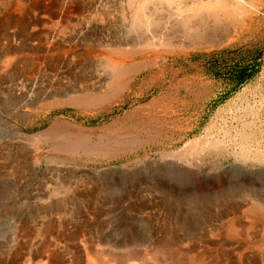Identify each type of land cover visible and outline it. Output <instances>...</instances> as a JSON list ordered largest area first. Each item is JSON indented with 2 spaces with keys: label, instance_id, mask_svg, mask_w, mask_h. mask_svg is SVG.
I'll return each instance as SVG.
<instances>
[{
  "label": "rangeland",
  "instance_id": "374dc122",
  "mask_svg": "<svg viewBox=\"0 0 264 264\" xmlns=\"http://www.w3.org/2000/svg\"><path fill=\"white\" fill-rule=\"evenodd\" d=\"M157 1L0 0V47L8 50V34L25 50L0 55V264L5 262L14 218L27 216L30 224L41 227L44 207L39 199L54 191L59 174L129 179L124 194L132 196L131 190L176 187L180 180L182 186L198 192L221 193L219 202L225 208L264 197V0H218V5L214 0ZM199 4L205 14L209 9L211 16L222 19L215 25L209 15L210 28L219 29L214 31L222 43L204 49H167L150 34L144 35L148 43L136 42L139 37L133 33L131 18L141 7L150 8L146 10L162 21H173L170 15L199 9ZM241 5L245 12H240ZM10 20L15 23H4ZM110 52L119 54V71L137 70L133 83L116 97L110 86L111 70L105 65ZM44 55L57 56L64 71L57 79L45 73L34 85L26 81L32 72L22 69V63L38 62ZM74 88L103 98V104L55 106ZM59 124L99 147L69 153L24 138ZM187 144L183 162L172 159ZM147 191L142 195L147 196ZM205 206L200 204L201 217H188L189 231L199 233L200 224L212 219ZM150 223L155 225L153 218ZM34 234V239L39 238Z\"/></svg>",
  "mask_w": 264,
  "mask_h": 264
},
{
  "label": "bare ground",
  "instance_id": "6f19581e",
  "mask_svg": "<svg viewBox=\"0 0 264 264\" xmlns=\"http://www.w3.org/2000/svg\"><path fill=\"white\" fill-rule=\"evenodd\" d=\"M146 1L148 2V0ZM200 1L211 3V0ZM214 2L217 5L219 3L218 0H214ZM199 6L202 5L199 4ZM5 7L7 8V5ZM152 8L158 9L156 6ZM167 8L166 6V11ZM146 9L150 8L141 7L138 11H135L136 13L131 18L132 27L135 31L131 32L139 37H136V42H144L146 40L145 34H150L153 37L152 39L156 38L155 40H158L165 48L168 46L167 49L169 47L180 50L185 48L204 49V46L209 44L215 45V43L223 42L222 38L217 37L214 31L216 28L214 30L210 28L211 20L209 17L211 15L208 13L210 10L208 9L206 11L208 14H205L203 6L189 12L179 10L178 14H173L174 18L170 15L174 12L172 9L173 11L171 10V13L168 11V13L173 21H167V19L162 21L155 16L154 9L151 10L155 14L148 12L150 10L147 11ZM244 9L242 6L240 12ZM161 13L163 12L161 11ZM213 13H216V11ZM190 15L194 18H190ZM211 17L213 19L214 16ZM219 18V15L214 17L215 25L222 24V19ZM21 22L18 23L21 24ZM4 23L14 24L15 22L13 23L10 20L9 22L4 21ZM162 27L164 29H161ZM216 30L219 31V29ZM7 36L10 42L8 50L1 46L0 55L7 52L17 54L24 50L23 47H17V44L14 43L15 38L8 34ZM48 37H50L49 34ZM148 39L147 41H152ZM115 44L117 42L113 43V46ZM42 47L46 49V46ZM118 55L116 52H110V56H107L109 58L105 55V65L111 70L110 86L114 88L115 97L133 83L135 78H132V75L137 72L136 68H126V70L119 71L118 68L122 66V63H120L121 65L117 64L119 63L116 61ZM56 57L44 55L41 56L38 62L33 60L23 62L21 68L32 72L26 81L35 85L45 73H51L57 79L58 74L64 70L61 67V60L56 59ZM13 64L14 61H10V67ZM124 75H126L127 80L125 81L124 78L123 82L121 79ZM75 88L74 91L71 90V96L56 100L55 106L65 107L71 105L72 107V105H75L88 108L103 101V98L90 95L84 89L81 91ZM57 126H59V129ZM57 126L54 125L53 128L37 135H24V138L27 141L35 142L36 146L42 143L50 144L54 150L69 153L91 152L99 147L93 145L90 142L92 140L89 141L87 137L81 138L76 136L77 134L67 133L63 127L61 128L62 124ZM187 148L188 144L178 153H173L172 159L182 161L185 158L184 153L188 151ZM196 152L198 153V151ZM193 155L191 154V156ZM59 175L55 178L56 188L54 187V191H50V193L47 191L48 194L39 199L44 207V220L41 222L40 228L35 226L36 223H33V225L29 223L31 221L29 220L30 217L20 216V218L16 215L19 218H14L12 223L13 232L6 243L4 250L6 256L3 264H264V197L253 198L250 202L247 201L246 204L241 206L225 208L219 202L221 193L212 192L211 190L198 192L192 186H182L180 180L176 182L178 184L176 187H162L159 185L154 191L148 190V192L146 190L149 193L147 196L142 195L146 192L145 190L138 191L137 188V190L130 191L133 192L132 196L130 193L124 194L127 193V190L124 189V183L129 179L88 176L90 174L76 175L70 178H65L62 174ZM72 179H75L76 182L74 183ZM142 179L145 181L148 178L144 176ZM172 181L175 182L176 180L173 179ZM122 202H126V204L123 203L124 206H121ZM202 202L206 204L207 213H210L212 219L200 224L199 233L189 231L187 229L188 217L192 215L196 217L200 214L199 208ZM131 211H135L137 215L132 214L133 216H131ZM202 212L201 214H203ZM21 214L24 213L21 212ZM152 218L155 225L150 223ZM131 225H136L137 229L130 230ZM34 232H37L39 238H33L36 235ZM184 236H187V238L185 239ZM184 241H190V243L184 244Z\"/></svg>",
  "mask_w": 264,
  "mask_h": 264
},
{
  "label": "trees",
  "instance_id": "16d2710c",
  "mask_svg": "<svg viewBox=\"0 0 264 264\" xmlns=\"http://www.w3.org/2000/svg\"><path fill=\"white\" fill-rule=\"evenodd\" d=\"M245 73V71H242V72H240V75H241V77L239 78V80L241 81L243 78H242V75Z\"/></svg>",
  "mask_w": 264,
  "mask_h": 264
}]
</instances>
